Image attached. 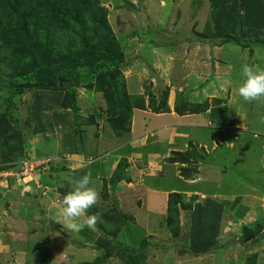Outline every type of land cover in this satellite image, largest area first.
<instances>
[{
    "label": "rangeland",
    "instance_id": "374dc122",
    "mask_svg": "<svg viewBox=\"0 0 264 264\" xmlns=\"http://www.w3.org/2000/svg\"><path fill=\"white\" fill-rule=\"evenodd\" d=\"M216 2L228 4L229 10L226 11V20L213 26L216 23ZM216 2L97 0L107 11L112 30L118 34L119 42L127 51L125 67H121L127 87L132 85L130 90L138 91L145 84L148 85L144 92L147 99H150L152 111H156L162 98L168 103L171 95L173 99L176 96L179 100L180 92L185 91L182 87H174V82L177 85L180 83L175 74H172L174 63L177 69L182 70L180 75L189 77L194 74L200 79L195 85L187 84L186 88V92L191 91L193 99L199 98L198 94L202 91L200 87L205 84V79L201 76L202 72L194 73L184 59L187 60L190 56L191 62H205L210 67L211 63L208 61L218 59L221 54L211 45L218 44L222 38L227 37L239 40L226 43L227 47L222 52L227 58L222 60L226 65L218 71L220 66L214 64L215 69L209 80L210 83L214 81L217 84V89L227 91L224 93H227L225 97L219 95L222 97L220 102L225 103V106L215 111L218 120L215 122L216 126L195 131V135L201 140H212L214 135L221 144L217 142L214 149L209 148L210 153L206 155L209 159L204 157L203 152L195 149L183 153L182 157L189 163L178 162L189 170H199L201 179L195 185L177 176L175 167L165 165L162 161L164 150L176 149L177 144L183 146L182 139L175 141L171 136L166 138L164 146L153 147L151 156L147 154L148 160L162 158V164L167 169L165 176L153 174L155 170L150 169V172L145 167L136 180L140 186L143 184L141 179H147L155 193L148 191L144 194L142 189L136 195L131 193L130 185L124 182L117 187L112 186L110 181L119 163L126 158H121L119 163L110 164L111 169H108L106 163L112 159L113 148L109 146L112 142L106 139L100 145V141L105 129L106 134L114 131L109 123L107 100L97 90L96 74L90 73L88 68H81L67 75L71 82L66 83V87L70 86L75 92L73 101L77 111L74 112V109H64L62 105L68 93L67 88L54 91L33 86L38 82L48 83L54 77L66 74L69 62L38 69L35 79H14L9 60L0 51L3 59L0 61V127L4 130L0 135L11 133L21 136L23 144L22 150L16 153L13 149L17 147V142L13 139L9 141L13 147L6 150L2 146L3 138L0 137V233L7 227L14 229L13 233L5 234V238L3 233L0 236V251L4 254L0 258V264H26V261L42 262V259V264H257L258 257L261 259L258 264L264 262V253L262 256L257 253L258 257L255 254L264 250V200L248 199L244 203L248 205L246 211L244 208L243 214L237 216L238 214L230 213L229 208L238 207L239 203L225 208V198L216 203L215 196L212 195L217 192L214 195H224L232 203V194L246 189V185L243 187L244 179L235 172L232 165L239 168L240 172L243 169L239 166L246 168V173L250 171L255 175V180H250L252 185L261 181L264 174V160L260 161L264 159V98L249 103L238 93V87L244 80L243 65H259L264 69V0ZM121 17L124 24L117 23ZM58 18H54L55 26H59L63 19ZM219 18L220 15L215 16L216 21ZM156 32L158 35L152 37ZM214 32L220 34L213 35ZM44 36L41 31L39 41H47ZM147 36L151 38L144 48L140 47ZM51 38L53 39V35ZM52 39L49 41L51 45ZM221 42L218 46L222 45ZM156 44L166 48L164 52L158 51L153 56V61H150L151 49L157 47ZM68 46L65 49L57 46L62 59L68 55ZM233 49H236L235 52L240 50V56L231 51ZM177 51H180L177 57L168 55ZM177 58L183 62L184 68ZM29 61L30 59L25 62ZM49 61L56 62V59L51 56ZM133 62L138 65L137 71L135 75L128 76ZM13 63L16 66L19 62ZM134 76L136 81L133 83L131 78ZM127 77H130L129 80ZM164 77L167 79L166 83ZM12 82L29 83L32 88H27L24 92L22 90L18 95L11 86ZM208 92L204 93V98L214 95L211 90L209 95ZM12 98L14 103L10 102ZM153 99L154 106L151 105ZM207 101L213 103L214 99L211 101L207 98ZM172 103L174 107L175 100ZM145 104H149L146 99ZM10 105L13 106L8 109ZM233 117L240 119L238 124L233 125L236 130L228 127L221 130L217 127L219 121L227 126ZM143 122L146 119L139 113L138 126L147 129L143 127ZM10 123L12 125L8 127ZM151 125L154 126L152 122ZM128 131L114 132V135L121 138ZM182 131L183 129L177 131V134L180 135ZM242 135V139L234 141L235 137ZM228 144H232V149L226 147ZM239 152L240 155L237 154ZM121 154L127 155L125 147ZM91 157L95 160L92 161ZM174 157L179 159L180 156ZM174 157L172 155L171 158ZM190 157L193 159L190 160ZM105 158L108 159L104 160ZM11 163L13 167L7 168ZM64 168L67 170H63ZM149 172L151 176L147 177ZM86 173L92 181L90 186L100 194L99 202L89 209L88 215L98 213L102 222H98L94 229L86 227L80 232H72L58 222L62 219V200L73 189L72 181ZM251 183L246 180L245 184ZM191 186L197 189L192 192V196L187 192L182 193L183 203L190 207L182 209V205H179V213L169 211V195L174 192L165 194V190ZM260 189L264 190V184ZM202 194H206L208 200H203L205 196ZM33 200H36L37 205L32 204ZM222 207L228 212L222 211ZM245 230H251L254 234L258 231L262 233L257 237H247L248 240L238 244L246 236L242 233ZM45 243L53 246L45 247ZM46 251L54 252L56 256L47 259ZM57 254H61V258Z\"/></svg>",
    "mask_w": 264,
    "mask_h": 264
},
{
    "label": "trees",
    "instance_id": "16d2710c",
    "mask_svg": "<svg viewBox=\"0 0 264 264\" xmlns=\"http://www.w3.org/2000/svg\"><path fill=\"white\" fill-rule=\"evenodd\" d=\"M107 16V11L101 7L100 3H97V0H0V51L3 56H7L9 66L11 65L13 68L14 79L17 77L27 80L35 79L38 69L69 62L66 74L56 76L48 83L38 82L33 86L54 91L67 88L68 93H66L62 105L64 109H74V112L77 111L73 101L75 92L70 86L66 87V83L71 82L67 75L78 69L88 68L90 73L96 74L97 90L103 93L109 105V123L114 132L120 133L129 130L128 124L134 110L146 109V104L145 95H136L135 91L127 87L121 69V67H125L124 60H126L127 51L119 42L118 34L112 30V24L108 21ZM58 17H62L64 20L60 21L59 26H55L54 18L59 19ZM41 31L45 34L44 38L47 40L45 42L39 41ZM230 38L227 37L221 44L239 41ZM51 39L53 45L49 43ZM67 45H69V49L67 47L68 55L62 59L61 54H58L57 46L65 49ZM51 56L56 59V62L49 61ZM28 59H30V63L25 62ZM1 60H3L2 57H0ZM14 61L19 63L15 66ZM103 68L104 71H102ZM11 86L18 95L22 93V90L24 92L27 88H32L29 83L20 82H12ZM14 98L10 102L14 103ZM158 104L155 112L168 107V101L163 98ZM151 105H155L154 99ZM11 106L13 105H10L8 109ZM206 107L207 105H194L193 110L203 112ZM185 110L189 109L185 107ZM178 111L180 110L178 109ZM14 120L16 121V119ZM11 125L12 123L8 127ZM3 131L0 127V132ZM0 137L3 138L4 149H11L13 145L11 146L9 141L14 139L17 142L15 143L17 147L13 150L16 153L22 150L21 136L9 133L1 134ZM174 155L180 157L171 159L172 163H189L182 157L183 153L174 152ZM91 159L95 160L93 157ZM119 164L112 181H110L114 187L131 180L127 175L129 169L127 159H123ZM12 167L11 163L7 168ZM63 170H67V168ZM182 199V193H171L168 200L169 211L179 213V205H182V209L190 207L183 203ZM257 234L251 230L246 231V237L257 236Z\"/></svg>",
    "mask_w": 264,
    "mask_h": 264
},
{
    "label": "crops",
    "instance_id": "0c3cea01",
    "mask_svg": "<svg viewBox=\"0 0 264 264\" xmlns=\"http://www.w3.org/2000/svg\"><path fill=\"white\" fill-rule=\"evenodd\" d=\"M212 1L216 2V1H222V0H212ZM215 6H217V9L214 10L215 16L220 15V18L218 21H216L215 16H214V22H216V23H214L213 26L214 25L216 26L219 24V22L226 20V18H227L226 11L229 10L227 8L228 4H221L220 2H216ZM176 7H175V9H177ZM117 23L118 24H124V19L121 17V20H118ZM138 23H140V22H138ZM159 27H160V25L158 26V28ZM205 27H207V26L205 25ZM158 31H159V29H158ZM123 33H125V32H123ZM218 34H220V33L214 32L213 35H218ZM157 35H158V32H156L155 35L152 37H155ZM149 38H151V37L147 36V39L145 40L144 44L141 43L140 47L144 48L145 43L149 40ZM224 39L225 38H222V40H224ZM257 40H260V39H257ZM139 41L141 42L142 40H139ZM219 43L211 45L214 48V50L218 49L220 51L218 53H221V54L218 55V59L214 60V58H213V59H210V60H213L212 62L210 60L208 61L209 63H211L210 67H208V65L205 62H203V64L195 62V61L191 62L189 60L190 56H188L187 60L184 59V61L190 66V68L193 70L194 73L199 74L200 72H202L201 76L205 79V82H204L205 84L200 87L202 89V91L200 94H198L199 98L193 99L191 91L186 92V88H187V84L192 83L191 85H195V83L199 82L200 79L197 76H195L194 74H191L189 77L180 75L182 70L177 69V66L174 63L173 64L174 71L172 72V74H175V76H176L175 78L180 81V83L178 85L175 84L176 82H174V87H182L183 89H185L184 93L180 92L181 97L179 98V100L176 99V96H175V99H173V97L171 95V97H170L171 101L168 103L167 109H161L159 112H155V111H152L150 109V99H147V96H145V99L149 104L146 105V109H135L134 110L133 116H132L131 121H130V125L128 126V129H129L128 134H126L125 136L120 138V137H116L114 135V132L106 134L105 133L106 129L104 130L103 136H102L103 141L100 139L101 140L100 145L106 139H110L111 140L110 142H112V143L109 146H112V148H113L112 155H111L112 159L108 163H106L108 165V169L109 170L111 169L110 164L119 163L121 158L127 159L128 163H129V169H128L127 175L129 176V179H131V180H129L128 182H124V183L125 184L127 183L130 185L131 193L136 194V192L141 191L142 189H144V194H147L148 191H151V192L153 191L155 193L154 190H151V188H150L151 185L148 183L147 179H145V180L141 179L143 181V184H141L140 186H142V187H140L139 184H137L136 180L138 179L139 176H141V171L144 170L145 167H146V170H149V171H150V169H152L151 171L155 170L156 172H154L153 174H155V173L163 174L162 176L164 177L167 169L164 168L165 166L162 164V161L165 165L174 166L177 176H179L180 178H183L185 181L191 182L192 183L191 185H195L196 182L200 181L201 178L199 177L200 172L198 169H196V171H193V170L187 169V167L180 165V163H172L171 157H172V155L174 157V152L186 153L188 151H192V150L197 149L198 151L204 153V157H207V159H209V157L206 156V155H209V153H210L209 148L211 147V150L214 149L216 147V143L220 141L219 139L216 141V138L214 135H213L212 140H208V141H206V139L201 140L200 138H198L195 135V131L197 129L209 128L211 126H214L215 122L218 121L215 117L216 109L222 108V107L224 108V106H225V103L222 104L223 102H220L222 97L219 95L222 94L225 97V95L227 93L226 94H224V93L227 91H224V89H217L218 86L214 81H211V83L209 82V80L212 78L213 70L215 69L214 64H217L220 66L219 70H218L217 65H216V68L218 71L222 70V68L226 65V63L222 62V60L227 59V58L225 57V54H223L222 52L226 49L227 46H226V43L218 46ZM175 44L176 43H174V45ZM156 45H157V47H154L151 49V56H150L149 60L153 61V56L155 57L157 55L158 51L164 52V49L166 48L165 46H161L158 44H156ZM187 47H188V49L190 48V46H187ZM233 47L234 46H232V48ZM180 51L175 52L173 55L166 53L167 50L165 53L168 55H171V56L175 55L177 57L179 55ZM231 51L235 52L236 49H233ZM211 52H212V50H211ZM235 53H237L239 55V53H241V51L237 49V52H235ZM179 61H181V60H179ZM147 62L149 63V61H147ZM137 66L138 65L133 62L132 67L128 71V74H129L128 76H132V74L135 75V71H137ZM151 66H154V65H151ZM182 67H183V62H182ZM129 78L130 77H127L128 80H129ZM131 79H132V82L134 83L136 81V76L132 77ZM166 80L167 79H165V77H164L165 83H166ZM146 86H148V85L145 84L143 87H141L139 89L137 88L138 91H135L136 92L135 94L136 95H145L144 90H145ZM130 87H132V85L131 86L128 85L129 89H130ZM221 88H223V85ZM207 90L209 92L211 90L212 93H214V95H209V92ZM170 92H172V90H170ZM205 92H208L209 96L204 98L203 95ZM207 98H210L211 101L214 99L213 103L208 102ZM173 100H175L174 107H172L173 106V103H172ZM178 101H179V103H178ZM194 105H207V107H206V110L203 112H195L193 110ZM185 107L189 110H185ZM178 109L180 111H178ZM139 113L143 114V118L146 119V122H143V127L147 128V129H144L142 127L140 128L138 126ZM147 121H148V124H147ZM229 121L230 122H229V124H227V126H224L223 122L219 121L217 127L221 128V130L222 129L225 130L226 129L225 127L236 130L233 127V125H234V123L238 124L240 122V119L236 120L235 117H233ZM151 122L154 124V126L151 125ZM230 123H233V124H230ZM236 128H238V126H236ZM181 129H183L182 133H180V135H179V133L177 134V131H179ZM237 130H239V129H237ZM248 132L249 131H247V133ZM171 136L175 138V141L177 139L178 140L182 139L183 140V146L180 147L179 144H177L176 149L172 150L171 148H168L167 150H164V153H162V156H161L163 158V160H162V158H153V159L151 158L148 160L147 154L151 156L152 149H154L153 147L164 146L166 143V138L171 137ZM122 138H126V139L122 140ZM237 138L242 139L243 135L241 137H235L234 141H236ZM128 143H130V145H127ZM219 143L221 144V142H219ZM230 143L233 144V142H230ZM232 144H228V145H226V147L230 148V147H232ZM124 147L126 148V154H127L126 156H123L121 154ZM150 149H151V151H150ZM230 149H232V148H230ZM240 152L237 154L240 155ZM154 154H155V152H154ZM211 155H212V153H211ZM262 155H264V152L262 153ZM194 156H196V155H194ZM262 158H264V156H262ZM106 159H108V158H105L104 160H106ZM191 159H193V158L190 157V160ZM200 159H202V158H200ZM262 160H264V159H261L260 161H262ZM68 164H71V163H68ZM178 164L180 167H178ZM155 166H156V168H155ZM232 167L235 169V172L239 173L241 175V178L244 179V182H243L244 184L242 183V181H240L239 183H240V185L243 184V187H245V185H246V187H245L246 189H242V190L240 189L237 192L233 193L231 196L232 199L230 200V201H233L232 203L229 202L228 200H226V197L224 195L216 196L218 194L217 192H214V194H216V195H214V194H212V195L215 196L216 200H214V201L216 203H217V201H219V199L225 198V200H224V203L226 204L225 208L228 205H235L236 203H239L238 207L229 208L230 213H234L235 215L238 214L237 216H239V214L242 215L243 212L246 211V208L248 205H245L244 203H246L248 199H251L248 201H252V199L256 200L257 198L264 200V199H262V198H264V190L260 189L262 184H264V174L261 176V181L252 185L250 180H255V178H256L255 175H253L250 171H249V173H246V168H244V167L239 166L241 169H243L242 172H240L239 168H237L233 165H232ZM68 168H71V166H68ZM263 168H264V166H263ZM186 170H189V172H186ZM150 172L147 175V177L151 176ZM99 174H100V172H99ZM101 176H102V174H101ZM246 180H248L251 183V185L245 184ZM134 185H135V187H134ZM219 186H220V183H219ZM133 187L136 190H133L134 189ZM176 191L181 192V193L187 192L189 194V196H192L193 195L192 192L197 191V189H194L193 186L187 187V188H180V189L171 188L168 191L165 190V194L170 193V192H176ZM217 191H218V188H217ZM205 195L206 194H202V196H205ZM134 197H136V196H134ZM207 198H208V196H205V199H207ZM210 198L211 197H209V199ZM32 204L37 205L36 200H33ZM228 207H230V206H228ZM244 208H245V210L243 211ZM224 210L225 209L222 207V211H224ZM226 211L228 212L227 209L224 212H226ZM243 218L245 219V216H243ZM2 231L3 232L0 233V236H2V233H3L4 234L3 236L5 238V234L13 233L14 229L12 227H7V228H4ZM246 231L247 230L243 231L242 233L246 234ZM260 233H262V231L258 232L257 236H259ZM257 236H255V237H257ZM248 237H251V236H248ZM246 240H248V238L245 236L242 239V241L238 242V244L241 242H245ZM0 244H1V238H0ZM44 245H45V247L53 246V244L49 245L46 243ZM225 249L227 250V248H225ZM47 253H48V251L45 252L46 255H47ZM257 253H259L258 256H260V254L262 256L264 253V250H262V251L259 250V252H256L255 253L256 257H258ZM60 255H58V256H60ZM3 256H4V254L2 253V251H0V258ZM54 256H56V253L50 252V253H48L46 258L49 259V257H50L52 259V258H54ZM207 256H208V254H207ZM60 258H61V256H60ZM197 259H199V258H196V260ZM257 259H258V262L261 261L260 257H258ZM23 260H25V257H23ZM258 262H257V264H258ZM25 263L26 264H36V263L42 264L43 259H42V262L39 260L38 261L36 260V261H26ZM222 263H223V261H222ZM212 264H216V263L212 262ZM223 264H225V262ZM262 264H264V262H262Z\"/></svg>",
    "mask_w": 264,
    "mask_h": 264
},
{
    "label": "clouds",
    "instance_id": "9594fccd",
    "mask_svg": "<svg viewBox=\"0 0 264 264\" xmlns=\"http://www.w3.org/2000/svg\"><path fill=\"white\" fill-rule=\"evenodd\" d=\"M242 73L244 80L238 87L239 96L249 103L264 98V69L259 65L245 64L242 66ZM91 183L87 174L74 179L73 189L63 197L60 210L62 219L58 222L69 231L80 232L86 227L94 229L98 222H102L98 213L88 215L89 209L100 200V194L90 186Z\"/></svg>",
    "mask_w": 264,
    "mask_h": 264
},
{
    "label": "built area",
    "instance_id": "2783aa9c",
    "mask_svg": "<svg viewBox=\"0 0 264 264\" xmlns=\"http://www.w3.org/2000/svg\"><path fill=\"white\" fill-rule=\"evenodd\" d=\"M93 161V159H91Z\"/></svg>",
    "mask_w": 264,
    "mask_h": 264
}]
</instances>
